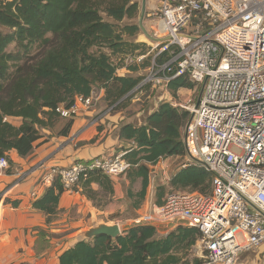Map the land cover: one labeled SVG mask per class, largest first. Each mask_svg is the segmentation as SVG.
Wrapping results in <instances>:
<instances>
[{"label":"trees","instance_id":"16d2710c","mask_svg":"<svg viewBox=\"0 0 264 264\" xmlns=\"http://www.w3.org/2000/svg\"><path fill=\"white\" fill-rule=\"evenodd\" d=\"M138 8L133 0H0V158H7L9 169V152H16L22 159L30 157L41 138L40 131L56 130L58 136H68L75 118H62L55 110L60 105L70 107L76 96L88 97L94 89H102L103 101L112 107V113L124 110L132 98L126 96L142 78L128 74L148 64L143 63L145 60L142 65L130 64L125 68L127 74L119 75L110 55L138 50L139 45L128 40L138 34L139 26L121 25L126 19L133 20ZM11 45L13 51H9ZM102 49L109 50L110 55ZM167 59L165 53L156 62L161 65ZM188 80L183 76L171 81V94L193 88ZM188 117L187 111L160 102L143 122L120 127L119 140L130 144L124 155L130 167L124 176L129 180L126 197L132 208L139 209L146 198L150 167L161 159L186 155L181 128ZM10 119H18L20 124L15 126ZM137 181L139 190L135 192L132 186ZM79 184L83 195L99 204L100 192L113 194L111 178L100 171L89 173ZM92 184L101 191L92 190ZM169 185L174 192L206 195L211 191V174L197 164H189L173 175ZM64 192L56 176L52 185L32 202V208L45 216L46 224L59 212ZM162 196L161 192L156 194L157 205L162 204ZM7 203L12 207L18 204L10 200ZM199 238L196 229L180 224L163 238H157L153 226L134 225L115 240L107 236L81 240L60 254L58 261L179 264L181 256H186ZM47 241L44 233H38L37 254L48 246Z\"/></svg>","mask_w":264,"mask_h":264},{"label":"built area","instance_id":"2783aa9c","mask_svg":"<svg viewBox=\"0 0 264 264\" xmlns=\"http://www.w3.org/2000/svg\"><path fill=\"white\" fill-rule=\"evenodd\" d=\"M154 1L152 38H160L155 58L166 53L168 59L149 81L168 88L186 76L203 87L199 105L191 97L169 103L191 116L184 129L186 154L211 174V191L173 192L135 225L185 222L200 234L205 264H249L245 255L264 245V0ZM142 92L138 86L126 97ZM93 101V93L76 96L70 107L60 105L55 112L74 119ZM124 155L50 167L30 198L38 199L56 176L66 192L94 171L122 177L130 167ZM8 169L7 158H0V174ZM11 189H0V218Z\"/></svg>","mask_w":264,"mask_h":264},{"label":"crops","instance_id":"0c3cea01","mask_svg":"<svg viewBox=\"0 0 264 264\" xmlns=\"http://www.w3.org/2000/svg\"><path fill=\"white\" fill-rule=\"evenodd\" d=\"M97 91L93 90L94 100L97 101L74 119L67 137L58 136L56 130L53 134L52 131L44 129L42 131L45 138L37 144L30 157L22 159L16 152H9L11 166L9 170L0 174V189L11 186L10 198L7 200L18 204L16 207L6 205L0 218V264H59L58 257L64 251L81 240L91 241L83 237L86 230L100 224L117 225L121 236L134 226L132 222L135 220H129L124 213L128 206L124 192L129 186L126 176L117 180L111 179L113 194L108 195L107 200L100 204L97 200L92 201L83 195L80 185L72 191H65L59 199V212L49 224H46L45 216L41 212L32 208L30 194L39 186L46 169L67 167L75 161H86L98 156L125 153L130 148L128 142L119 140L118 133L120 127L125 122L129 123L132 118L125 115V110L109 113L105 109L98 114L97 106L104 102V91L102 89ZM157 106L158 104L153 103L149 113ZM139 112L133 116L138 123L141 122L140 117L144 111ZM91 189L101 191L97 184H92ZM42 194L43 191L40 196ZM151 205L153 203H145L141 209L134 210L140 217L150 211ZM86 217H89L87 221ZM178 225L166 224L165 230L162 229L160 232L157 227H153L157 230V238H163L173 232ZM38 233H44L48 240V246L39 254L35 251ZM199 256L203 257V254L197 240L187 251L186 256H181L179 264L198 263ZM262 256L264 245L256 252L245 255L249 264H263L260 261ZM192 257L195 259L194 263L191 261Z\"/></svg>","mask_w":264,"mask_h":264},{"label":"rangeland","instance_id":"374dc122","mask_svg":"<svg viewBox=\"0 0 264 264\" xmlns=\"http://www.w3.org/2000/svg\"><path fill=\"white\" fill-rule=\"evenodd\" d=\"M133 1L138 4V7H139L138 13L133 20H127V19L124 20L121 23L122 26L127 25V24H137V25L139 24V20H140V16H141L142 0H133ZM154 10H155V1L154 0H146L145 13L142 17V23H141V25L144 29V32L139 27L138 34L134 38L128 40L130 42H133L136 45H139L138 50H136L133 54L110 55L109 50L102 49V51L104 53H107L110 55L111 61L119 69V73H118L119 75H126L127 73H126L125 68L128 65L133 64L132 62H130V60L136 59L137 57L144 56V59H142L140 62L133 61L134 63L140 64V65H142L143 63L148 64V65H145L144 67L139 66L140 68L137 72L128 74L132 77H138V76L142 77L139 84L135 88H137L138 86H141V89H143V92L141 94L135 95L134 98H131V100H129L123 108L125 110V115L127 117L132 118V120H130L129 123H132L135 125L138 124V121L133 116L137 113H140L139 111H144V113L140 117L141 122H143L145 116L153 108V103H156V104H159L160 102H168L169 103V100H176L177 102H181V101H183L187 98H190V97L194 100V102H197L198 97H199L200 92H201V89H202V86L196 85L193 82H191L190 80H188L189 83L193 84V88H191V89H183L182 88V89H179L175 95H172L168 88H163V87H155L154 88L152 83L149 81L150 76L155 72L157 67L161 66V65H158L156 60H155V59H157V58H155V55L157 54V51L159 48L157 46L158 42L156 40H160V38H152V37H154L152 34V27L155 26L154 29H156V25L154 22L157 23V18H158V17H156V15L155 16L152 15L155 12ZM155 19H156V21H155ZM13 50H14V45H11L9 47V51H13ZM94 90L97 91L98 89H94ZM132 101H135V102H132ZM99 105L100 106H97L98 110L96 111L98 114L100 112L104 111L105 109H106V112L112 113V107L108 108L107 103L102 102ZM177 108H179V107H177ZM109 110H111V111H109ZM179 110L184 111L181 108H179ZM84 111H85V109L81 108L79 110V115H80V113H82ZM190 118H191V116L189 114L187 122L190 120ZM9 121L15 126H18L20 124V120H18V119H10ZM187 122H185L181 128L182 137H184V129H185ZM125 123H127V122H125ZM52 132H53V134H55V130H53ZM40 134H41V138L36 142L35 146H37V144L41 143L42 140L45 138L43 135V131H40ZM111 156H114V154H111ZM75 162L71 163V165H73ZM193 163L194 162L191 161L186 154L183 157H169V158L161 159V160H159V162L155 166L150 167L149 186L147 188L146 198H145L144 202L142 203V205L140 206L139 209H141V207L145 203H148V204L153 203V205H157L156 204V194L158 192H161L163 194V196L161 198V201L163 202L165 200L166 196H168L169 194H171L175 191L169 185V182H170L171 178L173 177V175L175 173H177L180 169L185 168L187 165L193 164ZM71 165H69V166H71ZM69 166H67V167H69ZM122 177H119V178H122ZM119 178H116L114 180H117ZM79 185H77V187H80ZM127 188L124 189L125 197H126ZM132 189L135 192L139 190V181H137V183H135L132 186ZM100 196L102 199L101 202H105L108 198V195L105 193H102V192H101ZM126 200L128 202V206L125 208V212H124L125 216L128 217L129 220L134 219L136 221V219H138L139 215L134 210V208L131 207V202L129 201V199L127 197H126ZM75 215H76V213H75ZM141 216H143V215H141ZM88 218L89 217H86V221ZM135 221H133V222L131 221L132 225L136 224ZM93 222H95V220H93ZM165 225L166 224H161V225L157 224L155 227H157L158 231L160 232V230H162V229L165 230ZM87 240H89V239H87ZM198 258H199L198 259L199 264H205L203 257L199 256ZM193 259H194V257H192V260L190 259L192 261V263H194V260H195V259L194 260ZM260 261H262L261 263L264 264V256H262Z\"/></svg>","mask_w":264,"mask_h":264},{"label":"water","instance_id":"95a60500","mask_svg":"<svg viewBox=\"0 0 264 264\" xmlns=\"http://www.w3.org/2000/svg\"><path fill=\"white\" fill-rule=\"evenodd\" d=\"M145 3H146V0H142L141 16H140V20H139V24H138V26L141 28V30L143 32H144V29H143L141 23H142V17L145 13ZM202 92H203V87L201 89V92H200V95H199L198 100L196 102V105H199ZM183 224H185V222H180V225H183ZM119 234H120L119 228L117 225L108 226L106 224H100V225H97V226L92 227L89 230H87L83 234V237L85 239H93V238L98 237V236H107V237L111 238L112 240H115L118 236H120Z\"/></svg>","mask_w":264,"mask_h":264}]
</instances>
